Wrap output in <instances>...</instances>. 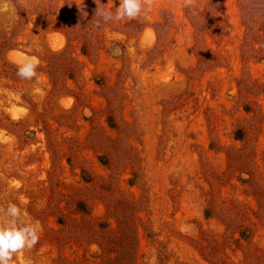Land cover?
Masks as SVG:
<instances>
[{
    "label": "rangeland",
    "instance_id": "obj_1",
    "mask_svg": "<svg viewBox=\"0 0 264 264\" xmlns=\"http://www.w3.org/2000/svg\"><path fill=\"white\" fill-rule=\"evenodd\" d=\"M0 264H264V0H0Z\"/></svg>",
    "mask_w": 264,
    "mask_h": 264
},
{
    "label": "bare ground",
    "instance_id": "obj_2",
    "mask_svg": "<svg viewBox=\"0 0 264 264\" xmlns=\"http://www.w3.org/2000/svg\"><path fill=\"white\" fill-rule=\"evenodd\" d=\"M31 41H33V42L37 41V34L36 35L35 34L31 35ZM17 62L21 63V64H29V61L26 60V59H19V60H17Z\"/></svg>",
    "mask_w": 264,
    "mask_h": 264
}]
</instances>
